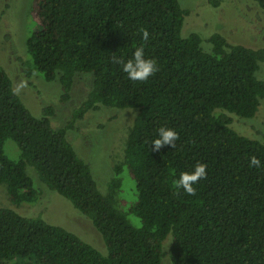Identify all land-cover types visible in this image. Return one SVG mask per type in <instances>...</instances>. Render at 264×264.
<instances>
[{"label": "trees", "instance_id": "1", "mask_svg": "<svg viewBox=\"0 0 264 264\" xmlns=\"http://www.w3.org/2000/svg\"><path fill=\"white\" fill-rule=\"evenodd\" d=\"M252 1L264 9V0ZM188 13L179 0H32L38 29L27 40L30 70L47 81L59 76L64 99L77 74L91 73L94 81L56 129L49 119L54 108L34 115L0 64V183L15 207L36 205L43 189L31 166L91 219L106 252L41 216L1 206L0 264H163L169 236L172 264H264V137L240 134L224 112L253 118L259 111L264 46L233 44L215 33L208 51L198 33L183 36ZM140 46L159 71L133 82L115 61L126 62ZM99 105L138 109L124 161L105 191L67 136ZM161 127L179 139L175 148L152 151ZM8 139L20 149L17 159L5 153ZM253 155L261 167H249ZM197 163L207 165V177L188 196L173 181ZM126 178L134 183L129 194Z\"/></svg>", "mask_w": 264, "mask_h": 264}, {"label": "rangeland", "instance_id": "2", "mask_svg": "<svg viewBox=\"0 0 264 264\" xmlns=\"http://www.w3.org/2000/svg\"><path fill=\"white\" fill-rule=\"evenodd\" d=\"M179 1L189 11L184 19L183 36L198 33L206 50H211L208 39L215 33L223 35L233 44L255 48L264 46V9L256 2ZM36 29L38 24L34 22L32 0H0V64L6 69L17 93L34 115L42 117L46 108H54L55 114L50 115L49 119L51 118L52 126L57 129L72 118L74 110L86 99L94 76L91 73L77 74L70 96L64 99L59 76L53 81H47L40 73L32 72L27 64V40ZM257 76L264 79V62L261 63ZM224 112L231 116V126L237 132L252 139L263 140L264 99L253 118ZM137 114V108L99 105L82 119H78L67 133L78 155L90 164L102 191L106 190L108 181L115 175V167L124 161L128 135ZM5 153L12 159L19 157L20 149L12 139L6 141ZM27 171L43 189L42 199L36 205L24 203L15 207L9 201L6 186L0 183V207L13 208L26 216H41L49 223L76 233L102 252H106L103 236L91 219L76 209L70 200L42 183L31 166L27 167ZM130 180L126 178L128 194ZM131 182L133 183L132 180ZM170 246L171 236L164 242L163 264H172Z\"/></svg>", "mask_w": 264, "mask_h": 264}, {"label": "clouds", "instance_id": "3", "mask_svg": "<svg viewBox=\"0 0 264 264\" xmlns=\"http://www.w3.org/2000/svg\"><path fill=\"white\" fill-rule=\"evenodd\" d=\"M142 38L144 41L149 40V32L147 29H141ZM122 65V71L126 73L127 78L133 82H145L152 77L159 67L154 59L145 56L144 47H137L133 53L132 58L126 62L121 58L115 61ZM14 92L16 89L13 90ZM179 139V134L172 128L161 127L159 129L158 138L154 139L151 144L152 151H159L162 147L168 145L172 148L176 147V142ZM249 167H261L260 159L253 155L249 160ZM207 177V165L204 163H197L192 171H183L179 178L173 181V187L177 190L182 189L188 196H195L197 193V185L201 180ZM177 194L178 191H177ZM134 227L139 228L138 224Z\"/></svg>", "mask_w": 264, "mask_h": 264}]
</instances>
